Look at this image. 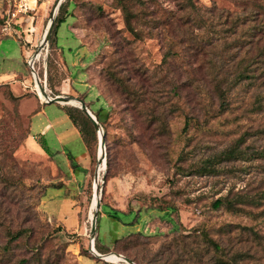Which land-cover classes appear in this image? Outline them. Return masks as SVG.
Segmentation results:
<instances>
[{"label": "rangeland", "instance_id": "374dc122", "mask_svg": "<svg viewBox=\"0 0 264 264\" xmlns=\"http://www.w3.org/2000/svg\"><path fill=\"white\" fill-rule=\"evenodd\" d=\"M57 1L39 0L26 35L24 17L3 32L0 0V264H126L95 257L92 241L141 264H218L205 236L264 264V0ZM52 16L63 22L33 70L106 131L100 150L97 131L75 127L87 158L71 145L73 173L45 154V124L27 111L31 96L35 111L47 104L27 61ZM44 139L57 147L53 130ZM218 198L231 206L213 209Z\"/></svg>", "mask_w": 264, "mask_h": 264}, {"label": "crops", "instance_id": "0c3cea01", "mask_svg": "<svg viewBox=\"0 0 264 264\" xmlns=\"http://www.w3.org/2000/svg\"><path fill=\"white\" fill-rule=\"evenodd\" d=\"M24 18L22 21H25L26 26L24 28L23 33L26 34L27 27L33 28L32 24H33L34 19L30 16L24 17ZM20 24H22V23H20ZM34 31H35V27L33 28V32ZM14 33H19V32L16 31ZM26 35H28V34H26ZM30 35H32V34H30ZM24 40H26V39H24ZM0 41H1V39H0ZM3 58H7V56H3ZM15 74H16L15 72H12L10 76H15ZM2 75H0V80L3 78ZM68 88H69V86H68ZM29 99L32 101L31 106H30L31 110H27V111L33 112V115H32L33 122H35V120H37V119H40L41 121H39V123L43 124V125L45 124V127H43L42 129L40 128L41 129L39 131L40 137L44 138L45 135L48 134L51 130H53V132L55 133L56 141L58 142V144H57L56 148L51 149V151L55 154L52 157V159L54 161H58V163L61 164L63 167L67 166L68 170L71 173H73V170L69 165V163H70L69 159H70V161H74V162L79 163V161H77V159L75 157L73 149L76 147V151H78L79 154L82 153L80 156H82L84 159L87 158V151H86L85 147L83 146V143L79 137L78 132L76 131L75 127L73 126L71 121L68 119V117L65 115V113H63V111H61L57 105H55L54 103H47L46 105H42V103L40 102L41 109L40 110L37 109L35 111V109L37 108V105H38V100L34 96H31V98H29ZM50 107H53V109H51V110H53L55 112L56 118L55 117L50 118L48 116L47 109ZM55 120H60V122H56V129H58V130L65 129L66 131H70V133L72 135L73 141L70 142V144H68L67 146L63 143V141H61V139L57 133L58 130L56 131V129H55V124L53 123V121H55ZM71 145L75 146V147L71 148ZM75 178H76V176H75ZM98 254H100V253H98Z\"/></svg>", "mask_w": 264, "mask_h": 264}, {"label": "trees", "instance_id": "16d2710c", "mask_svg": "<svg viewBox=\"0 0 264 264\" xmlns=\"http://www.w3.org/2000/svg\"><path fill=\"white\" fill-rule=\"evenodd\" d=\"M187 1L188 0H185L186 3H187ZM189 1H190V4H191V0H189ZM62 5L63 4H61L59 6V11L61 10ZM62 22H63V19H57V20L55 19V23H54V26H53V31H54L55 35H56V31H57L59 25ZM237 23L238 22L234 21L232 24L234 26H236ZM251 78L254 79V77H251ZM16 98H20V97H16ZM63 110L65 112V115L68 117V119L73 124V126L79 129V132L81 133V135L83 137H86V135L90 133V134H92V136H94V139L96 140V129L93 126V124L91 123V121L89 120V118L85 115V113L81 109L72 108V107H65V109H63ZM95 117H96V120H97L98 124L101 127L102 135L104 136L105 141H106V131H105L102 123H100V120L98 119L96 114H95ZM38 143H39L40 147L43 149V151L45 152V154H47L49 157L52 158L55 155L49 149V147L47 146V142L45 141V139L43 137H40ZM262 155L264 157V151L262 152ZM71 163L74 165V161H71ZM225 203L229 207L231 206L229 200H227L225 198H218L212 203V207H213V209H218L221 206H223ZM171 208L174 209L173 207H171ZM109 216H111V217H113V218H115L117 220L119 219V216L116 214V211H113V210L109 211ZM203 239H204V241H203L204 242V246H206L207 248H210V251H212L214 253V256L210 257L209 259H212V260L216 261L218 264H238L237 261H236V257L235 256H229L227 254L226 250L220 244H218L215 240H213L209 236H205ZM118 244H119V242L116 241L115 244H114V248ZM95 247H96V245H95ZM95 249L100 254H105V253H107L109 251L107 248L104 249L102 247L101 248L100 247H96ZM205 251H207V250H205ZM130 261L135 263V264H141V263L137 262L135 259H131Z\"/></svg>", "mask_w": 264, "mask_h": 264}, {"label": "water", "instance_id": "95a60500", "mask_svg": "<svg viewBox=\"0 0 264 264\" xmlns=\"http://www.w3.org/2000/svg\"><path fill=\"white\" fill-rule=\"evenodd\" d=\"M61 3V0H58L57 1V6L60 5ZM53 16L51 17L50 19V22H49V25L47 27V30L44 34V37H43V40L41 42V44L39 45L38 49H37V52L35 53V55L33 57L30 58L29 60V66L31 67V70H32V75H33V78H34V81L36 83V85L38 86V89H39V92L41 93L42 97H43V101H45L46 103H57V104H71V105H76L79 109H81L85 115L89 118V120L91 121V123L93 124V126L95 127L98 135H99V147H100V150H102V148H104V138H103V135H102V130H101V127L100 125L98 124L96 118L91 114V112L87 109L86 105L84 104V102H82L81 100H77V99H73V98H68V97H64V96H54V97H50L48 95V93L46 92V90L43 88V86L41 85L39 79L37 78V76L35 75L34 76V70H33V64H34V60L36 58V55L38 54V52L40 50H42L45 46V44L47 43L48 41V38H49V35L51 33V29H52V26H53ZM98 163H101V159L98 160ZM97 179H98V170L96 171L95 175H94V182L95 184L97 183ZM95 189V187H94ZM99 204L100 202L97 200L96 202V210L99 209ZM96 216H97V213L94 214L93 216V221H92V229H91V235H94L95 234V222H96ZM93 248H94V243L92 241L91 245H90V251L92 252V254L101 259V260H104V257L106 255H103V254H98L96 252L93 251ZM117 257L120 258L121 261H124L126 264H134L133 262H131L129 259L121 256V255H116Z\"/></svg>", "mask_w": 264, "mask_h": 264}, {"label": "built area", "instance_id": "2783aa9c", "mask_svg": "<svg viewBox=\"0 0 264 264\" xmlns=\"http://www.w3.org/2000/svg\"><path fill=\"white\" fill-rule=\"evenodd\" d=\"M38 2L39 0H7V9L1 17L3 32L8 34L10 32H16V27L20 24L18 18L28 17L31 12L36 10ZM26 33L29 35L32 34L33 28L27 27ZM25 42L29 43L27 40Z\"/></svg>", "mask_w": 264, "mask_h": 264}, {"label": "bare ground", "instance_id": "6f19581e", "mask_svg": "<svg viewBox=\"0 0 264 264\" xmlns=\"http://www.w3.org/2000/svg\"><path fill=\"white\" fill-rule=\"evenodd\" d=\"M62 1V0H61ZM40 57V55L39 54H37L36 55V58H35V60L36 59H38ZM36 75V73L34 72V76ZM36 90H37V94L39 95V97L41 98V99H43V97H42V95H41V93L39 92V89H38V87L36 86ZM96 202H97V200L95 199V201H94V205L96 204ZM96 206V205H95ZM93 251L94 252H96V250L93 248ZM97 253V252H96ZM117 258V256L115 255V254H111V255H106L105 257H104V260H106V261H112V260H114V259H116ZM119 258V257H118ZM118 261H120V260H118Z\"/></svg>", "mask_w": 264, "mask_h": 264}]
</instances>
